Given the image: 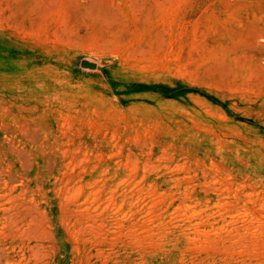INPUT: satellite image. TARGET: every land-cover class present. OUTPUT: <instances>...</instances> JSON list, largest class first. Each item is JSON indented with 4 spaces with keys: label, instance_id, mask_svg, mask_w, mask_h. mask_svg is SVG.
<instances>
[{
    "label": "rangeland",
    "instance_id": "obj_1",
    "mask_svg": "<svg viewBox=\"0 0 264 264\" xmlns=\"http://www.w3.org/2000/svg\"><path fill=\"white\" fill-rule=\"evenodd\" d=\"M0 264H264V0H0Z\"/></svg>",
    "mask_w": 264,
    "mask_h": 264
},
{
    "label": "water",
    "instance_id": "obj_2",
    "mask_svg": "<svg viewBox=\"0 0 264 264\" xmlns=\"http://www.w3.org/2000/svg\"><path fill=\"white\" fill-rule=\"evenodd\" d=\"M83 67L85 68H89V69H95L96 65L87 61H83L81 64Z\"/></svg>",
    "mask_w": 264,
    "mask_h": 264
}]
</instances>
